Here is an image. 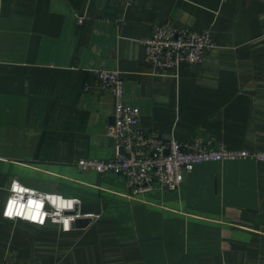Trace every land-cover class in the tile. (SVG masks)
Masks as SVG:
<instances>
[{"label":"crops","instance_id":"obj_1","mask_svg":"<svg viewBox=\"0 0 264 264\" xmlns=\"http://www.w3.org/2000/svg\"><path fill=\"white\" fill-rule=\"evenodd\" d=\"M157 23L209 28L215 47L154 69ZM97 69L120 72L149 135L264 151V0H0V264H264V162H202L135 196L121 174L78 170L117 152L113 96L84 89ZM12 180L97 218L4 219Z\"/></svg>","mask_w":264,"mask_h":264},{"label":"built area","instance_id":"obj_2","mask_svg":"<svg viewBox=\"0 0 264 264\" xmlns=\"http://www.w3.org/2000/svg\"><path fill=\"white\" fill-rule=\"evenodd\" d=\"M142 45L146 63L162 71L173 70L182 62L199 64L203 53L215 47L211 29L167 23L154 24L151 34L142 40ZM122 86L120 72L109 69L94 70V80L84 83L86 90L95 89L113 96V122L106 126L105 133L114 139L117 152L107 159H78L76 166L79 171L121 174L130 195L135 196L150 191L155 183L176 189L184 173L202 162L236 159L264 162V151L228 150L221 146L209 148L197 139L178 141L171 136L145 133L138 126V109L123 102ZM121 147L127 156L119 153ZM50 198H55L56 203ZM29 201L40 204L39 214L35 212V204L31 206L35 219L25 218L29 212ZM61 201L64 202L63 207ZM69 201H72L71 207L67 206ZM79 203L78 198L39 191L12 180L1 215L4 219L22 220L37 226L50 222L58 224L62 231H69L79 220L88 224L97 218L92 212L81 213ZM65 219L68 221L67 230L63 223Z\"/></svg>","mask_w":264,"mask_h":264},{"label":"clouds","instance_id":"obj_3","mask_svg":"<svg viewBox=\"0 0 264 264\" xmlns=\"http://www.w3.org/2000/svg\"><path fill=\"white\" fill-rule=\"evenodd\" d=\"M50 199L52 200L53 203H56V199L55 198H50ZM71 203H72V201H69L67 206L68 207H71ZM33 204H35V212L37 214H39L40 204L37 203L36 201H29V212H28V214L26 215L25 218H29V217H31L32 219H35L36 218L35 215L32 214V208H31V206ZM60 205H61V207H63L64 206V202L61 201L60 202ZM21 211H23V206H21ZM42 222H43V220L41 219V223ZM63 223H64L65 230H67V228H68V221L65 219V220H63Z\"/></svg>","mask_w":264,"mask_h":264},{"label":"water","instance_id":"obj_4","mask_svg":"<svg viewBox=\"0 0 264 264\" xmlns=\"http://www.w3.org/2000/svg\"><path fill=\"white\" fill-rule=\"evenodd\" d=\"M112 121H113V120H112ZM119 153H121V154H123V155H125V156L128 155V154L123 150L122 147L119 149ZM77 224H81L82 226H84V225L86 224V221H84V220H79V221L77 222Z\"/></svg>","mask_w":264,"mask_h":264}]
</instances>
